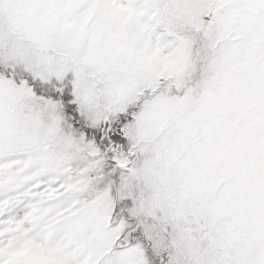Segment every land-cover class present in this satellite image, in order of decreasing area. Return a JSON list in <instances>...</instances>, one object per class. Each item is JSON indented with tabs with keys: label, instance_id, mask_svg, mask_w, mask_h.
Listing matches in <instances>:
<instances>
[{
	"label": "snow or ice",
	"instance_id": "1",
	"mask_svg": "<svg viewBox=\"0 0 264 264\" xmlns=\"http://www.w3.org/2000/svg\"><path fill=\"white\" fill-rule=\"evenodd\" d=\"M0 264H264V0H0Z\"/></svg>",
	"mask_w": 264,
	"mask_h": 264
}]
</instances>
